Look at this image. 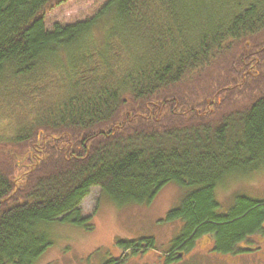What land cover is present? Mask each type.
<instances>
[{"label":"trees","instance_id":"obj_1","mask_svg":"<svg viewBox=\"0 0 264 264\" xmlns=\"http://www.w3.org/2000/svg\"><path fill=\"white\" fill-rule=\"evenodd\" d=\"M65 1L0 0V264L35 263L52 224L90 228L93 186L120 206L174 182L186 191L166 258L206 231L231 250L264 218L215 195L228 171L264 163V0H106L47 27Z\"/></svg>","mask_w":264,"mask_h":264},{"label":"rangeland","instance_id":"obj_2","mask_svg":"<svg viewBox=\"0 0 264 264\" xmlns=\"http://www.w3.org/2000/svg\"><path fill=\"white\" fill-rule=\"evenodd\" d=\"M106 0H66L45 13V24L69 23L91 16ZM186 189L174 182L161 187L148 203L116 205L100 196L98 186L89 189L81 199L84 215L92 212L91 227L71 224H52L48 227L52 243L33 264H102L123 253L119 264H227V254H204L202 244L196 255L188 251L184 258L174 263L164 251L171 246L172 238L179 232L181 221L167 219L170 208L179 203ZM264 193V163L257 168H239L227 172V178L215 188L220 209L226 210L234 195L241 192ZM140 235L154 238L155 249L124 256L116 239H129ZM203 239L204 238H200ZM193 248L192 250H195ZM234 264V263H232ZM240 264H249L242 259Z\"/></svg>","mask_w":264,"mask_h":264},{"label":"flooded vegetation","instance_id":"obj_3","mask_svg":"<svg viewBox=\"0 0 264 264\" xmlns=\"http://www.w3.org/2000/svg\"><path fill=\"white\" fill-rule=\"evenodd\" d=\"M247 200H253L257 205L264 206V193L253 194L249 191L239 193ZM200 238H204L203 241ZM172 244V243H171ZM202 244L203 253H217L227 254V264H240L242 259H245L249 264H264V218L258 220L257 225L251 230L246 232L238 241H235L231 250H219L216 247V241L213 232L206 231L200 232L193 237L192 243L183 248L173 246L170 248V252L175 253L173 259L174 263L187 255V252H191V257L196 255ZM196 248L195 250H192ZM168 253V252H167ZM118 255L117 257H119Z\"/></svg>","mask_w":264,"mask_h":264}]
</instances>
